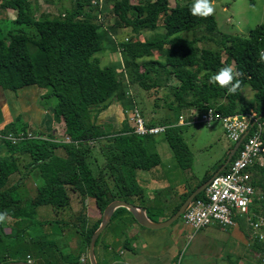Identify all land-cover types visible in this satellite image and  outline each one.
Masks as SVG:
<instances>
[{
	"label": "trees",
	"instance_id": "obj_1",
	"mask_svg": "<svg viewBox=\"0 0 264 264\" xmlns=\"http://www.w3.org/2000/svg\"><path fill=\"white\" fill-rule=\"evenodd\" d=\"M110 1L117 21L107 29L96 21L103 8L102 3L95 0H73V5L62 9L58 15L48 12L39 18L32 0H0V9L17 12L14 19L6 16L0 19V88L17 92L37 85L45 91V99L56 97L55 120L63 125V133L72 139L63 142L55 137H28L17 141L0 138V212L8 214L5 222L0 223L4 234L8 227L12 231L9 236H19L21 232L28 234L33 224L31 217L37 216L40 206L50 205L57 212L63 210L73 214L69 194L73 189L83 201L89 197L94 199L99 210V219L88 227L89 217L85 210L80 212L79 219L70 220L68 216L65 221L76 226L85 248H89L105 208L116 199L133 201L142 194L137 171L149 170L161 163V156L155 149L157 135H139L132 127L112 131L94 118L95 111L107 109L113 101L123 102L131 109L136 106L137 96L132 92L134 85L145 90L169 86L174 99L166 97L164 101L169 110L178 109L179 116L184 111L200 114L211 107L226 115L254 111L264 121V62L259 57L264 50V23L247 35L225 34L223 49L212 50L199 47L204 35L195 38L180 35L198 29L217 30L214 13L206 18L191 14L193 0L186 3L176 0L175 6H171V0ZM117 27L131 28L136 36L115 45L123 55L118 66H102L101 59L95 54L104 48L106 39L112 38L111 29L115 31ZM159 27L164 29L163 33L141 39L144 31ZM222 50L227 54L225 60ZM224 66H231L241 74V87L235 94H229L226 88L209 80ZM248 86L254 91L252 99L244 96V88ZM159 106L155 102V107ZM178 119L166 116L147 123L167 125ZM186 126L169 127L160 133L183 167L192 158L183 133ZM29 130L33 129L27 124L19 126L13 122L0 131L3 135L24 133L27 136L32 132ZM96 154L102 155L101 162ZM22 157H30L25 163L26 172L10 184L11 176L21 171ZM223 163L214 172H209L183 200L209 180ZM37 168L44 184L37 188V195L28 204L24 194H20V188ZM249 170L256 193L249 215L236 219L249 217L250 221L256 222L264 217V162H256ZM203 194L204 191L196 198ZM119 210L127 208L119 207L116 212ZM60 221L64 220L56 222ZM33 245H43L44 254L55 243L29 238L26 247L30 256ZM252 247L254 251L264 253V240L255 237ZM10 260L9 257L0 258V264Z\"/></svg>",
	"mask_w": 264,
	"mask_h": 264
},
{
	"label": "crops",
	"instance_id": "obj_2",
	"mask_svg": "<svg viewBox=\"0 0 264 264\" xmlns=\"http://www.w3.org/2000/svg\"><path fill=\"white\" fill-rule=\"evenodd\" d=\"M44 93L45 91L37 85L22 88L17 92L0 88V130L15 122L19 126L27 124L33 129L29 131L55 135L60 123L54 117L55 106L48 103L43 97ZM130 110L131 108L124 106L123 102L113 101L107 109L99 113L95 111L94 118L98 124L112 131L125 127L133 128L128 117ZM151 118L157 120L154 116L146 117V120ZM210 127L212 128V125ZM165 144H159L156 140L155 149L161 156V163L152 169L137 171L142 194H138L133 201H128L142 207L156 223L168 221L182 205L185 195L199 182L192 185L187 180L186 184V168L176 159L170 144ZM217 166L218 164L213 169ZM37 170L39 169L33 170L25 180L24 189L39 187L35 181L36 187L30 184L31 174ZM70 196L72 199L73 196ZM42 207L37 209V214L41 210L43 213ZM82 210H85L89 217L87 227L99 219L96 203L89 197L84 199L83 205L80 202L77 206H72L73 214L70 220L79 219ZM248 219L250 218H237L232 227L213 223L194 231L183 217H180L166 227L154 229L141 225L129 209L117 212L115 210L95 245L96 258L98 264H176L180 256V264H254L252 262L256 261L258 253L252 251L251 257L247 254L255 239ZM65 235L66 230H63L62 236ZM72 245H75L73 250L78 253L77 257L70 254V251L59 252L55 243V246H49L44 254L41 250L43 245H40L32 256L28 255L27 260L10 261H30L34 264H89V248H85L81 237L74 238L69 247Z\"/></svg>",
	"mask_w": 264,
	"mask_h": 264
},
{
	"label": "rangeland",
	"instance_id": "obj_3",
	"mask_svg": "<svg viewBox=\"0 0 264 264\" xmlns=\"http://www.w3.org/2000/svg\"><path fill=\"white\" fill-rule=\"evenodd\" d=\"M35 3L36 7V17L39 18L42 13H52L53 15H58L62 9L71 7L73 5V0H32ZM137 1V0H135ZM189 0H179L180 3H186ZM178 1L171 0V6H175ZM215 11L214 14L218 21V27L215 32H207L201 30H192L180 33L181 36L185 38H195L204 35L205 38L199 42V47L201 48H209L212 50H220L222 48V39L226 34L228 35H247L250 30L255 28L257 25L264 23V0H212ZM102 11L96 20L98 23H102L105 28H111L117 21V17L113 12V2L110 0H103L102 2ZM101 15V17H100ZM9 17L11 19L16 18L17 12L13 9L2 10L0 9V19ZM160 25H162V20H160ZM199 31V32H197ZM164 29L162 27L157 28L156 30H146L142 35H140L141 39H146L148 37L154 36L157 33H163ZM111 37L110 40L106 39L104 41V48L95 54V57L101 59V65H112L118 66L123 58V55L115 45L117 43H123L126 41V38L132 39L136 36L134 31L131 28H127L124 30L123 27H117L115 31L111 29ZM231 45V43H228ZM223 60L226 59L227 54L224 50H222ZM116 64V65H115ZM234 64V63H233ZM232 64V65H233ZM234 66V65H233ZM122 67V66H119ZM123 68V67H122ZM119 68V73L124 77L123 70ZM125 79V78H123ZM127 79V78H126ZM125 79V80H126ZM132 92L137 96L138 104L137 106L143 110L145 117H156L159 121L166 116H170L171 118L177 119L180 114L178 109L169 110L165 104L164 99L168 97L170 100L174 99L172 95V91L168 87H161L159 89H151L145 90L143 88L138 87L137 85L132 87ZM244 96L247 99H252L254 96V91L248 86L244 88ZM48 103L51 106H56L58 101L56 97H51L47 99ZM155 102L159 103L160 108L155 107ZM155 111V114L153 112ZM185 119L187 120L190 113L193 112H183ZM131 114V113H130ZM129 114V119H130ZM110 120V119H108ZM153 120L151 118L149 121ZM130 121V120H129ZM186 127L184 129V138L187 142L190 150L192 152V158L187 162V166L185 169V182L188 180L189 184H196L198 181L203 180L207 172H214V166L217 164L223 163L225 157L230 154L234 145V142L229 140L225 133V129L223 127V122L221 120H215L210 126L200 125V124H184ZM57 133L54 135H46V132L41 131H32L31 133L43 136L45 138L51 137H62L63 136V125H59V129H57ZM157 140L159 144L167 141L164 138L163 134L157 135ZM169 147V146H167ZM162 155L165 154L162 152ZM162 156V157H163ZM98 157V161L101 162L103 157L101 154H96ZM30 160V157H22L20 160V168L21 171L16 172L11 176L10 184L16 182L21 178L24 172H26L25 163ZM217 168V167H215ZM36 173L31 174V182L30 184L34 186V181L37 185L44 184V179L40 173V170L35 171ZM198 182V183H199ZM197 183V184H198ZM187 184V182H186ZM36 187V185L34 186ZM69 190V189H68ZM20 193L25 198L26 202L29 204L30 200L37 195V188L24 189L23 184L20 188ZM69 194L72 195V206H77L78 204L83 205V200L81 201V196L77 192H74L73 189L69 191ZM81 197V198H80ZM43 213L38 212L37 216L35 215L31 217V221L33 224L29 227L28 234L22 232L19 236H9L12 231L11 227L5 228L4 232L0 227V258H11V259H28V254L30 250L26 247V242L29 241V238L36 239L39 238L41 241H53L57 244L59 248V252H69L73 254V256L78 255V253L73 250L75 245L69 247V245L73 242L74 238L80 239L79 233L76 231V226L73 224L67 223V217L72 216L71 213L63 212L60 210L57 212L54 207L50 205H46L42 207ZM45 212V213H44ZM183 216H181L182 218ZM44 219V221H41ZM59 220H64L60 222H56ZM249 223L251 222L248 219ZM258 221H263V224L260 227L259 233L263 235L260 237L264 240V217H261ZM253 230V234L255 237H258V233L256 234V230L251 225ZM63 230H66L65 236L63 235ZM43 244V243H40ZM33 245L31 247V253L38 250L39 246ZM254 248L251 246L249 249V253H247L250 257L253 255L252 251ZM258 253L256 261L252 262L254 264H264V253L254 251ZM38 264H44L40 262H36Z\"/></svg>",
	"mask_w": 264,
	"mask_h": 264
},
{
	"label": "built area",
	"instance_id": "obj_4",
	"mask_svg": "<svg viewBox=\"0 0 264 264\" xmlns=\"http://www.w3.org/2000/svg\"><path fill=\"white\" fill-rule=\"evenodd\" d=\"M97 1L103 2V0ZM97 1L95 0V2ZM129 40V38H126V41ZM130 113L133 131L143 136L158 135L164 133L169 127L189 123L211 126L215 120L223 122L225 133L234 144L244 134H247L227 168L210 181L201 197L195 198L189 204L183 214V219L194 231H198L213 223H217L222 227H232L236 224L237 216L249 215L250 204L253 202L256 193L249 169L256 162L264 160V121L256 112L226 115L210 107L200 114H190L187 120L184 115H181L176 123L167 125H149L142 110L137 105L133 106ZM28 137L42 138L43 136L31 132L27 136L24 133L3 135L0 131V138H8L13 141ZM55 140L72 141L67 134H64L61 138L55 137ZM250 223L256 230L255 233H258L257 236L263 237L259 233L263 221H251ZM180 260L181 256L176 264H180Z\"/></svg>",
	"mask_w": 264,
	"mask_h": 264
},
{
	"label": "water",
	"instance_id": "obj_5",
	"mask_svg": "<svg viewBox=\"0 0 264 264\" xmlns=\"http://www.w3.org/2000/svg\"><path fill=\"white\" fill-rule=\"evenodd\" d=\"M247 134H244L242 136V138L235 143L234 147L232 148L230 154L228 155L226 161L223 163V165L214 173V175L207 180L206 182H204L203 184H201L199 187H197L187 198L186 200L182 203V205L180 206V208L177 210V212L170 218L168 219V221L165 222H161V223H156L153 220H151L149 218V216L146 214L145 210L140 207L137 206L133 203H130L128 201L125 200H121V199H116L114 201H112L104 210L103 212V217H102V222L100 224V226L95 230V232L93 233L92 237H91V241L89 244V258H90V262L91 264H98L97 258H96V253H95V245L96 242L100 236V234L103 232V230L106 228V226L109 224V222L111 221V218L114 214V211L119 208V207H126L127 209H129L132 214L134 215V217L136 218V220L143 226L148 227V228H154V229H158V228H163L168 226L170 223L176 221L177 219H179L185 212V210L187 209V207L189 206V204L196 198V196L198 194H200L201 192H203L206 187L208 186V184L210 183V181L216 176L218 175L220 172L224 171L227 167V165L231 162L232 158L234 157L235 153L237 152L239 146L241 145L243 139L246 137ZM6 264H34L30 261H12Z\"/></svg>",
	"mask_w": 264,
	"mask_h": 264
},
{
	"label": "clouds",
	"instance_id": "obj_6",
	"mask_svg": "<svg viewBox=\"0 0 264 264\" xmlns=\"http://www.w3.org/2000/svg\"><path fill=\"white\" fill-rule=\"evenodd\" d=\"M215 11L212 0H193L190 6V12L193 16L206 18L213 15ZM260 61L264 62V50L259 53ZM241 74L235 71L231 66H224L209 77L213 84L226 88L229 94H235L241 87ZM7 212H0V223L7 219Z\"/></svg>",
	"mask_w": 264,
	"mask_h": 264
},
{
	"label": "bare ground",
	"instance_id": "obj_7",
	"mask_svg": "<svg viewBox=\"0 0 264 264\" xmlns=\"http://www.w3.org/2000/svg\"><path fill=\"white\" fill-rule=\"evenodd\" d=\"M32 255V254H31Z\"/></svg>",
	"mask_w": 264,
	"mask_h": 264
}]
</instances>
